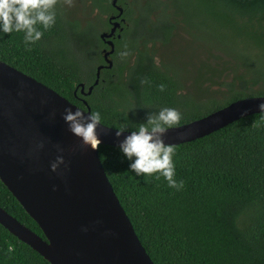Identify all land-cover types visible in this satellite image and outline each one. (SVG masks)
<instances>
[{
  "label": "trees",
  "instance_id": "16d2710c",
  "mask_svg": "<svg viewBox=\"0 0 264 264\" xmlns=\"http://www.w3.org/2000/svg\"><path fill=\"white\" fill-rule=\"evenodd\" d=\"M101 1L103 14H111V0ZM152 3L143 40L122 50L142 21L127 8L129 26L116 42L118 55L128 53L121 57L126 61L117 58L114 68L103 71L87 98L91 112L101 114V124L132 131L150 114L172 107L182 114L174 126L179 127L242 99L264 97V0ZM59 9L55 24L41 29L42 38L30 50L22 32L0 35V61L86 110L79 87L93 85L100 50L107 47L98 26L87 20L83 30L77 14L72 19L73 10ZM179 28L193 38L192 44L204 42L203 58L181 61L180 51L176 64H157L153 47L171 46ZM244 49L256 54L252 58ZM173 147L175 178L184 182L179 191L155 174L136 176L118 148L99 147L107 176L154 264H264V113ZM0 207L45 239L1 180ZM0 264L50 263L0 225Z\"/></svg>",
  "mask_w": 264,
  "mask_h": 264
},
{
  "label": "water",
  "instance_id": "95a60500",
  "mask_svg": "<svg viewBox=\"0 0 264 264\" xmlns=\"http://www.w3.org/2000/svg\"><path fill=\"white\" fill-rule=\"evenodd\" d=\"M118 0H113L116 6ZM122 15V9L118 7ZM114 19V17L112 18ZM111 34L103 39L111 38ZM104 51L107 68L114 45ZM94 86L99 84L100 73ZM94 86L82 95L92 94ZM264 97L247 98L166 132L179 146L210 136L243 118L262 114ZM45 84L0 61V180L38 224L45 239L0 207V225L50 264H154L122 206L101 160V145L118 148L116 129L100 123L93 150L68 131L65 109H80ZM43 143L44 147L39 145ZM62 150V151H61ZM58 155L65 163L53 172Z\"/></svg>",
  "mask_w": 264,
  "mask_h": 264
},
{
  "label": "clouds",
  "instance_id": "9594fccd",
  "mask_svg": "<svg viewBox=\"0 0 264 264\" xmlns=\"http://www.w3.org/2000/svg\"><path fill=\"white\" fill-rule=\"evenodd\" d=\"M57 0H0V35L13 32L24 34V44L30 50L31 46L43 36V30H48L56 22ZM122 52L121 57L127 56ZM164 84L159 85L161 92L165 91ZM258 108L264 113V103ZM182 118V114L175 108L163 107L155 115H149L146 123L138 124V128L124 136L118 144L121 155L127 159L129 170L136 176L149 177L156 175L167 181L169 188L177 191L184 187L183 180H177L176 168L173 157L175 148L164 142V135ZM64 122L68 131L79 138L84 145L93 150L101 144L97 128L100 125L101 114L96 112H83L80 109L72 111L65 109ZM127 129H116V137L119 138ZM40 148L44 144L39 145ZM62 151V150H61ZM65 163L64 157L58 155L50 167L56 172Z\"/></svg>",
  "mask_w": 264,
  "mask_h": 264
},
{
  "label": "flooded vegetation",
  "instance_id": "af4514ba",
  "mask_svg": "<svg viewBox=\"0 0 264 264\" xmlns=\"http://www.w3.org/2000/svg\"><path fill=\"white\" fill-rule=\"evenodd\" d=\"M151 2H153L152 5H154V4H156L157 0H118L116 6L113 5V0H111L110 3L112 6V9L116 13L114 11H112V13L109 15H104L103 12L101 11V10L105 9V6H102L104 3L101 0H71L68 5L61 0L56 5V7L58 9L61 8L63 10H65V8L66 9L70 8L71 10H73L74 14L72 15V19L77 14L76 19L80 21L83 30H87V20H88L90 23L98 26L96 28L97 30L102 31V34L100 35V37H101V40L103 41L102 43L107 48H102L100 50L101 61L96 64L97 75H98L99 68L103 67L101 70V73H100V78H101L103 71L111 70L112 68H114L115 61L117 58H120L121 62L126 61V60H124V58H121V55L117 54V52L119 50V46H117L116 42L118 40L122 39L123 32L129 26L127 19H126L127 8L131 9L136 14L137 18L138 17L142 18V21L140 22L139 26H137L136 24L134 25L135 28L137 29V32L134 33L133 39L129 40L130 45L127 48L122 49V50H126V49L130 50L132 48V46L136 45L137 42L140 43L143 40L141 34H142V30H143V24H144L145 16L146 15L150 16V12L152 11L153 8H155V7H151V5L149 6V4ZM95 4H97L100 7H96ZM118 7H120L122 9L121 17L119 16L120 12L118 10ZM59 11L61 12L60 9H59ZM142 11H145L144 16L141 15ZM84 15H86V16H84ZM113 17H114V19H112ZM152 19H154V21L157 20L154 16L151 18V20ZM105 20L108 22L107 26H105L104 23H102ZM97 21H99V23H97ZM116 24H119L120 27L116 28L114 35L111 38L103 39L102 38L103 35L111 34V32H112L113 28L116 26ZM109 41H111L114 45V53L110 57H108L113 62V66L111 69L106 67L107 66L106 58L103 56L104 51H109L111 49V47L108 45ZM89 47L92 48L93 45L92 46L90 45ZM155 59H156V55H155ZM84 64H86V63L84 62ZM96 80H97V78L95 79L93 85H90V86H86L85 84H81V85H84V87H85L84 91L86 93L89 91V89L91 87H93L95 85ZM99 82H100V79H99ZM79 88H80V93L82 94V88L81 87H79ZM94 89H95V86H94ZM94 89H93V91H94ZM87 98L88 97H85L84 95H82L78 99L81 103H83V102L88 103Z\"/></svg>",
  "mask_w": 264,
  "mask_h": 264
},
{
  "label": "rangeland",
  "instance_id": "374dc122",
  "mask_svg": "<svg viewBox=\"0 0 264 264\" xmlns=\"http://www.w3.org/2000/svg\"><path fill=\"white\" fill-rule=\"evenodd\" d=\"M71 0L67 1L66 4L68 5ZM141 15H145V11L141 12ZM176 25H178L176 22H174ZM179 27V26H178ZM176 33V32H175ZM179 36L172 38V45L170 44H162L158 43L153 47V50L156 55V61L158 64L163 63L164 65H173V62L175 61V64L177 62L178 53L181 51V54L179 55L181 58V61H184L186 57H197L199 59V62L201 58H203L202 48L201 44L204 42L197 41L196 43L192 44V37L186 31L183 33L182 29L179 28L177 35ZM231 51L233 52L234 49L231 46ZM247 53H249L250 57H254V54H256L255 51H247L243 50ZM157 52V53H156ZM209 59H212L211 56H209ZM215 65H219L220 63L216 64V61L213 59L211 60ZM264 62V60H263Z\"/></svg>",
  "mask_w": 264,
  "mask_h": 264
}]
</instances>
